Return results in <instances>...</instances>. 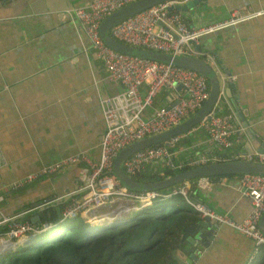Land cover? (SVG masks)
<instances>
[{
	"label": "crops",
	"instance_id": "0c3cea01",
	"mask_svg": "<svg viewBox=\"0 0 264 264\" xmlns=\"http://www.w3.org/2000/svg\"><path fill=\"white\" fill-rule=\"evenodd\" d=\"M87 1L0 0V216L16 215L28 220L37 215L42 220V212L59 211L78 193L77 164L37 174L17 186L14 183L73 152L82 151L92 158L98 155L104 128L100 98L119 90L120 84L106 78L102 60L94 54L81 26L67 11ZM234 10L241 13L264 10V0H197L182 11L187 23L194 26L224 18ZM196 47L213 54L209 61L216 62L219 75L223 72L218 61L233 80L235 97L232 95L231 101L225 94L223 98L220 96L219 111L229 107L234 113L241 110L257 139L264 144V11L202 35ZM220 79L223 82L224 78ZM165 90L158 92L154 104L161 103ZM240 137L233 138L230 148H218L201 127H195L173 147L175 161L183 162L199 154L211 157L217 150L231 157L243 151L248 140L244 129ZM187 148L192 154L185 157ZM238 177L239 173L211 176L204 186L195 184V178L190 198L240 220L248 213L250 202L240 191ZM184 200L163 203L162 212L169 208L167 213L172 216L168 217L176 223L181 221V229L173 234L169 248L184 226L201 218ZM118 201L99 206L96 211L106 213ZM126 208L125 213L138 209ZM107 215L103 214V219L97 218L95 223L115 219ZM210 227L208 244L197 245L200 256L196 264H264V249L259 251L264 243L252 253L251 237L226 223L214 222ZM5 250L8 248H0V253ZM170 260L171 257L161 259L156 264H170Z\"/></svg>",
	"mask_w": 264,
	"mask_h": 264
},
{
	"label": "built area",
	"instance_id": "2783aa9c",
	"mask_svg": "<svg viewBox=\"0 0 264 264\" xmlns=\"http://www.w3.org/2000/svg\"><path fill=\"white\" fill-rule=\"evenodd\" d=\"M131 1L133 0H88L85 4L67 10L86 34L94 54L102 60L106 78L120 84L119 90L100 98L104 128L99 139L98 155L92 158L82 151L73 152L41 167L36 172L26 174L14 185L28 182L37 174L53 172L66 164H77L80 180L78 193L71 196L59 209L60 219L78 214L83 216L86 212H97L96 208L99 206H109L117 199L119 204L108 208L106 213L116 208L124 210L128 209L126 207L146 206L154 197H166L171 192H179L200 217L207 215L215 222L226 223L251 237L254 243L252 253H255L259 244L264 243V236L258 227V220L264 210V173H239V188L242 195L249 200L250 209L242 219L234 220L226 213L211 209L202 201L191 199L187 193L189 186L187 180L172 187L170 192H161L157 189L140 191L126 188L111 171L113 157L122 146L180 122L194 112L208 95L207 80L197 71L148 57L119 52L104 43L98 32L100 20L117 7ZM181 1L161 0L152 4L112 25L109 33L115 39L134 46L164 52H181L202 58L205 55L209 61L213 54L195 48L202 35L264 11L241 13L234 10L224 18L193 26L187 23L181 9H167L172 3ZM177 85L179 86L176 87ZM164 88H166L162 96L164 103L154 104L158 92ZM220 96L222 98L224 96L223 89L219 90V99ZM195 127H201L207 133L208 139L218 148L231 146L233 137L243 130L234 111L229 107L220 112L216 103L208 118L200 119L186 131L175 133L163 141L131 152L121 162L122 170L131 176L141 172L146 165L162 164L172 169L181 164L191 167L226 159L225 156L218 154L211 157L199 154L183 162L173 161V147L187 131ZM239 158L264 162V151H238L227 159ZM195 184L207 185V175L198 176ZM121 202L129 204H120ZM106 213L94 214L96 217H102ZM58 222H60L58 219L23 220L16 215L3 214L0 216V248L8 247L7 240L26 242L22 239L24 235L42 232Z\"/></svg>",
	"mask_w": 264,
	"mask_h": 264
},
{
	"label": "water",
	"instance_id": "95a60500",
	"mask_svg": "<svg viewBox=\"0 0 264 264\" xmlns=\"http://www.w3.org/2000/svg\"><path fill=\"white\" fill-rule=\"evenodd\" d=\"M160 1L161 0H133L117 7L111 13L107 14L100 20L98 25V32L101 39L105 44L115 49L116 51L129 53L140 57H148L197 71L198 73L202 74L207 80L208 95L203 103L194 112L182 119L180 122L122 146L115 153L112 160L111 171L113 175L126 188L141 191L148 189H158L160 187H165L173 183L188 180L190 178L201 175L225 173L238 174L243 172L264 173V162L240 158L222 159L218 161L207 162L204 164H198L167 175L161 179L151 181L137 180L132 176L126 174L122 170L121 162L134 150L163 141L175 133L186 131L187 129L195 125L200 119L204 117L208 118L209 112L215 107L216 103L219 100V90H221L222 87L223 93L230 97L231 101L232 95L233 97H235V93L233 92V80L230 77V72L223 68L224 66L220 61H218L220 63L219 66L223 72V75L221 76L219 75V69L216 62L212 64L202 57L187 55L181 52H164L134 46L117 40L110 35L109 29L112 25L124 19L125 17L133 15L134 13L139 12L140 10ZM196 1L197 0H184L181 2H174L170 6H168L167 9L171 10L172 8H174L185 10ZM220 77L224 78L223 82L221 81ZM173 84H175V82H173ZM178 86L179 85H177L176 87ZM175 101L176 99L173 102ZM235 116L243 126L244 132L248 138L247 142H245L243 145V151L253 152V148L258 151H264L263 142L260 139H257L253 129L249 126V123L244 117V114H242L241 110H235ZM125 211V209L121 210L116 208L111 210V212L108 211L107 216L113 218L115 215L120 216L121 212ZM96 216L97 215H95L93 212H86L82 217L85 220L93 223H95V220L97 218L103 219ZM29 219L31 221H37L40 218L37 215H31ZM214 222L215 221L213 219H211L207 215H204L201 218H197L184 226L180 235L176 238V241L173 242L172 248H170V250L165 254V258L170 259L171 257L170 264H196L195 262L199 260L200 256L197 252L199 250V247L197 245L205 246L208 244V239L211 238L212 232L210 224ZM258 227L260 232L264 236V210L258 220ZM33 238V233L26 234L22 237L23 240H29V242ZM7 241L8 249H11V246L12 248H14L17 244L12 240Z\"/></svg>",
	"mask_w": 264,
	"mask_h": 264
},
{
	"label": "trees",
	"instance_id": "16d2710c",
	"mask_svg": "<svg viewBox=\"0 0 264 264\" xmlns=\"http://www.w3.org/2000/svg\"><path fill=\"white\" fill-rule=\"evenodd\" d=\"M233 138H241L240 133ZM187 149L185 157L192 154V150ZM215 153L225 156L226 159L230 158L226 152L217 150ZM172 159L175 161L174 155ZM185 168L188 165L181 164L172 169L162 164L146 165L141 172L131 176L141 181L158 180ZM211 176L219 174L208 177ZM195 178L187 180L189 197L192 195L190 189L194 188ZM180 183L157 190L170 192L172 187ZM172 200L185 201L181 193L171 192L166 197H154L148 206L129 211L122 217L105 223L91 224L79 214L60 219L57 216L58 210L49 211V214L42 212V219H58L60 222L39 236L36 235L28 244H17L14 248L0 253V264H156L165 259L173 234L181 229V221L176 223L172 217H168L172 213L157 209L159 204L156 203L163 204ZM263 249L264 244L259 247V251Z\"/></svg>",
	"mask_w": 264,
	"mask_h": 264
},
{
	"label": "clouds",
	"instance_id": "9594fccd",
	"mask_svg": "<svg viewBox=\"0 0 264 264\" xmlns=\"http://www.w3.org/2000/svg\"><path fill=\"white\" fill-rule=\"evenodd\" d=\"M197 177H198V176H196V178H197ZM180 182L182 183V181H180ZM188 182H189V181H188ZM187 188H188V187H187ZM57 224H58V223H57ZM55 225H56V224H55ZM55 225H54V226H55ZM50 228H51V227H50ZM50 228H49V229H50ZM49 229H47V230H49ZM47 230H44V231L40 232L39 234H42V233H44V232L47 231ZM33 234H34V233H33ZM34 235H35V234H34ZM32 240H33V239H32ZM32 240H31V241H32ZM12 241L16 242L17 244H20V243H21L22 245H26V244L29 243V240H28V241L25 240L26 242H19V241H17V240H12ZM31 241H30V242H31ZM17 244H16V245H17ZM16 245H15V246H16ZM1 248H2V247H1ZM10 248L12 249V246H11Z\"/></svg>",
	"mask_w": 264,
	"mask_h": 264
},
{
	"label": "rangeland",
	"instance_id": "374dc122",
	"mask_svg": "<svg viewBox=\"0 0 264 264\" xmlns=\"http://www.w3.org/2000/svg\"><path fill=\"white\" fill-rule=\"evenodd\" d=\"M156 204H159V206H157V209H162V208H163V204H162V203H156ZM168 209H169V208H167V210H165V211L168 212ZM131 211H132V210H131ZM121 214H126V213L123 212V213H121ZM118 217H122V215H120V216L115 215V216H114V218H118ZM37 236H39V234H38ZM173 239H174V238H173Z\"/></svg>",
	"mask_w": 264,
	"mask_h": 264
}]
</instances>
